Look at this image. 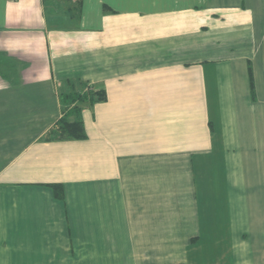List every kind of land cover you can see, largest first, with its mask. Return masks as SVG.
Returning a JSON list of instances; mask_svg holds the SVG:
<instances>
[{
	"label": "crops",
	"instance_id": "1",
	"mask_svg": "<svg viewBox=\"0 0 264 264\" xmlns=\"http://www.w3.org/2000/svg\"><path fill=\"white\" fill-rule=\"evenodd\" d=\"M263 41L264 0H0V264H264Z\"/></svg>",
	"mask_w": 264,
	"mask_h": 264
},
{
	"label": "trees",
	"instance_id": "2",
	"mask_svg": "<svg viewBox=\"0 0 264 264\" xmlns=\"http://www.w3.org/2000/svg\"><path fill=\"white\" fill-rule=\"evenodd\" d=\"M250 84L253 93L252 79ZM105 100L106 96L103 90H93L88 87L81 93L61 95L60 101L63 105V115L56 121L54 127L49 131L46 139L48 141L85 140L87 135L81 116L82 109L86 106L89 107L95 103L103 102Z\"/></svg>",
	"mask_w": 264,
	"mask_h": 264
},
{
	"label": "rangeland",
	"instance_id": "3",
	"mask_svg": "<svg viewBox=\"0 0 264 264\" xmlns=\"http://www.w3.org/2000/svg\"><path fill=\"white\" fill-rule=\"evenodd\" d=\"M62 7H63V5H61ZM256 213V212H255ZM252 217L254 218V217H256V216H253V213H252ZM263 223H264V220H263ZM255 240V239H254Z\"/></svg>",
	"mask_w": 264,
	"mask_h": 264
}]
</instances>
